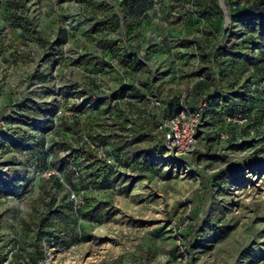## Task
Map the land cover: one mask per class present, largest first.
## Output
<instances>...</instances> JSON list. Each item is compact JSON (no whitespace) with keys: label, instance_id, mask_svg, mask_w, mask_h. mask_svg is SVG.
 Returning a JSON list of instances; mask_svg holds the SVG:
<instances>
[{"label":"rangeland","instance_id":"rangeland-1","mask_svg":"<svg viewBox=\"0 0 264 264\" xmlns=\"http://www.w3.org/2000/svg\"><path fill=\"white\" fill-rule=\"evenodd\" d=\"M150 2L142 38L116 44L93 37L75 0H0V136L14 135L12 147L0 144V171L13 187L0 181V264L14 243L31 264L47 253L60 264H179L181 256L184 264H264V119L249 122L248 109L240 126L215 119L224 135L205 119L191 151L169 153L156 122L201 77L209 25L187 6ZM261 89L240 93L257 116ZM121 96L143 103L127 111L133 122L113 106ZM75 109L89 118L74 126ZM47 121L60 127L42 129ZM81 148L110 153L103 177L77 157ZM245 162L259 167L244 170ZM46 169L59 181L41 177ZM74 192L83 204L70 200Z\"/></svg>","mask_w":264,"mask_h":264},{"label":"trees","instance_id":"trees-1","mask_svg":"<svg viewBox=\"0 0 264 264\" xmlns=\"http://www.w3.org/2000/svg\"><path fill=\"white\" fill-rule=\"evenodd\" d=\"M75 1L83 9L82 19L84 23L85 21H87L86 23H92L94 34H91H93V37L97 40H113L116 44L122 43V41L125 42L128 39L142 38L137 29L140 23L147 18V10L152 4L150 0H114L113 5L108 3L107 0ZM221 1L168 0L167 2L168 8H171V10L174 8L182 9L187 6L190 10V15L202 17L209 25L208 39H204V44L201 46L205 67L202 66L203 70L199 71L202 75L190 92V97H193L196 102H190L189 96L186 102L190 107L196 108L202 101H206V107L203 110V121L205 119L208 121L212 120L211 129H216L217 135H220L224 131L220 130L222 128L218 127L219 125H215L216 120L222 121L226 125L225 123L228 118L236 117L240 114L239 112L244 110H249L247 111L249 113V122L256 121L257 119L262 122L264 119L263 114L257 116L249 109V106L253 108V105H255L252 100L251 103L248 100L245 101L240 95L244 89L248 90V94L262 92L261 87L264 86L259 85L260 83L264 84V0H223L224 5L221 4ZM9 7L11 9L14 8V3ZM25 13H27V9H25ZM236 27H240V29L236 30ZM64 33L68 32L65 31ZM83 33L86 37L88 36L87 33ZM124 48L126 54L131 52L129 47L125 46ZM87 85L88 89L90 88V91H88L89 95H93L94 90H98L99 88L90 80ZM122 92H124L123 87ZM182 98L183 94L178 95L173 103L169 104L167 102L163 116L156 122L158 129L163 120L175 116L180 111ZM142 105V101H136V97L124 98L123 96L116 98L113 104L118 110V116L128 122H133V120L126 114L127 111L134 113L136 109L143 107ZM16 109H18V106H16ZM57 112L58 110L54 114H56L55 116L59 120L61 117H64V115H57ZM75 112L76 114L72 117L71 121V124L74 126L78 125L83 119L89 118L85 113L83 115V113L80 114L77 110ZM41 126L45 130H47L46 127L49 129L56 128V130L60 127L59 124L55 126L54 121H47ZM10 129L8 131L2 130L0 144H10L12 147L8 141V139H14L13 131ZM160 132L166 140L165 133L163 131ZM198 136L200 138V129L198 130ZM41 141V143L38 142L36 151L43 153L45 139L42 138ZM14 146L18 147V149L21 147L18 144ZM26 149V152L29 153L30 151V153H33V148L27 147ZM108 154L110 153L108 152ZM77 157H84L86 159L95 179L103 177L105 169L111 165L99 158L90 149L84 150V148H81V152L77 153ZM41 160L37 158L33 161V164L37 165L38 169L45 168L43 160V166L38 165ZM115 160L118 164L124 166L119 153L115 156ZM132 162V165L135 166L136 160L134 159ZM140 164H137V166L143 168ZM243 167L245 170L246 168L259 167V165L257 163L251 164L245 162ZM53 178L59 181L57 176L54 175ZM0 181L4 186L7 185L9 190L13 189L12 185L8 184L10 181L7 174L1 171ZM206 188V195L208 196L211 194V188L208 186ZM194 232L195 230L186 237V244H191ZM15 244L19 245V243ZM20 250L21 246L19 245L14 264H31L30 258L26 254L21 253Z\"/></svg>","mask_w":264,"mask_h":264},{"label":"built area","instance_id":"built-area-1","mask_svg":"<svg viewBox=\"0 0 264 264\" xmlns=\"http://www.w3.org/2000/svg\"><path fill=\"white\" fill-rule=\"evenodd\" d=\"M187 96L183 95L181 100L182 107L180 111L173 117L163 120L159 125V130L163 131L166 135L167 149L169 153H188L191 151L198 143L199 136L198 130L203 121V110L206 107V101H202L200 105L196 108L190 107L186 102ZM62 112L59 113L61 115ZM235 122L239 125L246 124L248 122L247 118H243L241 115L229 118V122ZM224 135V133H222ZM98 157L105 160L107 163H111L112 159L108 156L106 152L102 149L98 151ZM57 171L54 169H46L40 172L41 177L51 178L57 175ZM70 200L77 203L83 204L84 200L82 196L76 192L70 195ZM19 250L18 244H12L8 247V255L2 264H14L15 255ZM185 258L183 256L178 258L179 264H184ZM43 264H60L54 261L50 254H46L42 260Z\"/></svg>","mask_w":264,"mask_h":264}]
</instances>
